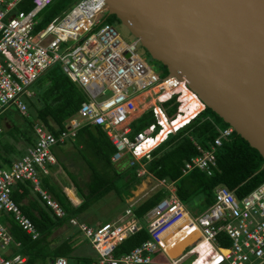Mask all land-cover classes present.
Masks as SVG:
<instances>
[{
	"label": "built area",
	"instance_id": "built-area-1",
	"mask_svg": "<svg viewBox=\"0 0 264 264\" xmlns=\"http://www.w3.org/2000/svg\"><path fill=\"white\" fill-rule=\"evenodd\" d=\"M21 1L0 0V113L13 105L28 116L27 99L34 96L33 83L55 64L83 89L86 99L57 135L34 121L35 143L8 167L0 166V215L12 214L32 239L40 237L33 221L12 198L17 182L28 180L51 213L65 217L59 202L42 189L40 178L50 174L49 165H58L53 147L73 139L84 124L98 125L115 148L112 162L119 164L126 159L130 166L138 164V174L155 183L151 189H164L166 194L141 218L135 208L149 191L130 197L124 211L111 222L89 225L78 217L69 218V225L95 251L92 264H182L191 256L189 264H264V181L241 199L220 185L214 191L213 203L198 213L180 200L175 181L155 178L146 170L152 150L206 108L186 80L155 73L141 57L138 41L124 40L104 21L106 0H78L36 33L37 15L53 0H32L30 10L16 11ZM146 111L154 121L131 136L133 123ZM233 131L230 125L219 129L207 149L197 145L199 154L184 162L182 175L194 169L211 175L216 150ZM141 229L148 238L115 255L117 246ZM220 232L230 238L229 247L216 243ZM13 245L19 242L9 224L0 221V264L26 263V256L12 254ZM45 264L68 262L59 256Z\"/></svg>",
	"mask_w": 264,
	"mask_h": 264
},
{
	"label": "trees",
	"instance_id": "trees-1",
	"mask_svg": "<svg viewBox=\"0 0 264 264\" xmlns=\"http://www.w3.org/2000/svg\"><path fill=\"white\" fill-rule=\"evenodd\" d=\"M75 1L77 0H53L37 15L33 32L43 29L54 17L62 15L64 10ZM32 5V0H22L15 10L28 11ZM108 20L111 23L114 21L120 23L115 15L107 14L104 21ZM163 66L168 72L166 66ZM32 90L34 96L27 99V105L28 109L32 107L35 115L33 120H28L25 115H22L23 119L27 121L30 129L34 120L40 121L54 135L65 129L68 118L78 111L81 103L86 99L83 89L63 72L60 64H55L44 71L33 83ZM153 121L151 112H144L133 123V132L130 135L146 128ZM228 126V123L224 122L220 116L206 107L190 123L177 132L171 133L164 142L152 150V158L146 162L145 166L147 172L155 178H168L175 181L178 197L193 212L197 210V206L202 210L209 207L214 201V191L220 185L227 187L238 199H241L264 181V159L235 131L223 138L221 146L217 148L216 166L211 175L199 169L182 175L184 162L199 154L197 145L201 148H209L219 135V129ZM4 135L14 139H18V135L23 136L29 142L28 144L35 143L34 132L31 137L29 132L19 129L18 124L12 123L9 128L4 126V130L0 133L1 167L9 166L13 157L19 154L15 147L1 138ZM69 141L74 152L66 153L64 157L66 155L71 157L74 153L73 159L75 161L79 159L85 164L86 171H89L88 179L80 183L79 178L84 177L81 169L75 174L69 170L64 160L57 157V161L81 193L83 198L81 203L72 205L61 185L53 181L50 175H42L40 178L42 189L47 190L59 202L66 213L65 217L54 216L28 180L17 182L12 191V198L22 212L33 221L41 234L40 237L36 240L32 239L15 222L12 214H1V221L9 224L14 240L19 242L18 246L13 245L11 252L26 256L25 264H45L58 256L66 257L68 264H92L95 261L94 258L72 254L70 238L52 246L51 235L57 228L69 224V218L81 213L92 202L109 192H114L121 201H125L147 177L145 174H138V164L127 165L121 169L114 167L111 157L115 148L101 126L84 124L78 129L76 136L67 142ZM49 168L51 170L55 166L49 165ZM165 194L164 189H159L141 201L135 208L136 216L141 218ZM68 195L73 197L70 192ZM147 238L148 235L144 229L135 232L117 246L115 255L130 251ZM216 243L222 247H229L231 240L226 233L220 232Z\"/></svg>",
	"mask_w": 264,
	"mask_h": 264
},
{
	"label": "water",
	"instance_id": "water-1",
	"mask_svg": "<svg viewBox=\"0 0 264 264\" xmlns=\"http://www.w3.org/2000/svg\"><path fill=\"white\" fill-rule=\"evenodd\" d=\"M151 59L264 159V0H106Z\"/></svg>",
	"mask_w": 264,
	"mask_h": 264
},
{
	"label": "rangeland",
	"instance_id": "rangeland-1",
	"mask_svg": "<svg viewBox=\"0 0 264 264\" xmlns=\"http://www.w3.org/2000/svg\"><path fill=\"white\" fill-rule=\"evenodd\" d=\"M78 1V0H77ZM77 1L71 3V5L65 9L64 11L68 10L70 7H72ZM106 23H110L114 28L120 33L122 38L126 41H132L133 37L129 34V32L126 30V28L119 22L114 21L111 23L109 20L105 21ZM139 53L143 60L154 70L155 73H157L159 76L164 77L168 75V72L165 70L163 64L159 63L157 60L151 59L148 53L145 51L144 48L141 46H138ZM144 110V109H142ZM139 112V111H138ZM142 113V112H141ZM28 120H33V116L35 115L34 110L30 106L28 109ZM7 120L9 122H12L14 124H18L19 129L24 130L25 132H29V135L33 137L32 128L30 129L28 127V123L26 120L23 119L22 114H20L16 107L11 105L7 107L5 110H3L0 113V125H3L4 120ZM4 130V128H3ZM2 139L5 138V135L1 137ZM4 140V139H3ZM23 141H26L25 138H22ZM73 146L70 144V141L66 144H62L61 146H55L53 147V153L55 154L56 158L59 157L61 160H64L66 166L69 168L70 171L73 173H78L79 169L82 170L84 177L79 178V182L82 183L83 180L88 179L89 171H86L87 168L85 167V164L81 162L79 159L76 161L73 159V155L69 157L64 155L66 153H72L74 152ZM1 150V149H0ZM18 150V149H17ZM19 152V150H18ZM58 160V158H57ZM79 162V164H78ZM78 164V165H77ZM81 164V165H80ZM119 165V166H118ZM128 163L126 159L121 161L119 164H114V167L116 169H121L127 166ZM79 166V167H78ZM82 174V175H83ZM53 181H55L57 184H60L62 189L65 191L66 196H68L70 202L72 205L76 202V205L80 204L83 200L81 193L77 190L76 186L73 184V182L70 180V178L67 176L66 172L61 168V166L58 164L55 166L54 169L50 170L49 174ZM81 176V175H80ZM146 179V178H145ZM144 184L142 183L138 185L137 189L131 193V195L126 198L125 201H121L120 198L114 193L109 192L105 196H103L100 199H97L96 201L92 202L84 211L81 213L75 215V217H78L82 221H85L89 225H98L100 223L105 222H111L114 219L118 218V216L124 211V209L127 206V200L130 197L137 198V196L145 191H149L148 195H146V198H148L151 194L156 192L158 189L155 187L154 189H151L155 183L152 180H143ZM68 190L72 191L73 197H70L68 195ZM135 192V193H134ZM74 205V206H76ZM198 213L202 212V208L196 207ZM2 215H0V221H1ZM2 222V221H1ZM52 239V246L57 245L59 242L65 240L66 238L71 239L73 251L72 254L76 256H87L92 257L96 260V253L93 250V248L90 246L88 240L74 227L70 226L69 224L63 225L59 228H57L53 234L50 237ZM12 251V249H11ZM59 257V256H58ZM64 257V256H63ZM66 258V257H65ZM193 256L187 258L182 262V264H189ZM67 259V258H66ZM73 264V263H69Z\"/></svg>",
	"mask_w": 264,
	"mask_h": 264
},
{
	"label": "crops",
	"instance_id": "crops-1",
	"mask_svg": "<svg viewBox=\"0 0 264 264\" xmlns=\"http://www.w3.org/2000/svg\"><path fill=\"white\" fill-rule=\"evenodd\" d=\"M34 121H36V120H34ZM12 124V122H9V121H7L6 119L4 120V122H3V128H4V126H6V128H9L10 127V125ZM17 138L18 139H14L13 137H11V136H8V135H6L5 136V138H3L6 142H8V144L9 145H11V146H13V147H15L16 149H18L19 150V154L17 155V156H15V157H13V159H12V161L13 160H15V159H17V158H19L23 153H24V151L26 150V148L28 147V146H31L30 144H28L29 142L28 141H23L22 140V138H24L23 136H17ZM34 138L36 139V137H35V134H34ZM0 163H1V160H0ZM3 167H8V166H6V165H4ZM144 184V183H143ZM142 184V185H143ZM60 185V184H59ZM138 187V186H137ZM137 189V188H136ZM64 191V190H63ZM135 191V190H134ZM65 192V191H64ZM68 192H70L71 194H72V191H69L68 190ZM133 192V191H132ZM73 195V194H72ZM148 195V194H147ZM152 195V194H151ZM146 197V195L143 197V200H144V198ZM142 200V201H143Z\"/></svg>",
	"mask_w": 264,
	"mask_h": 264
},
{
	"label": "clouds",
	"instance_id": "clouds-1",
	"mask_svg": "<svg viewBox=\"0 0 264 264\" xmlns=\"http://www.w3.org/2000/svg\"><path fill=\"white\" fill-rule=\"evenodd\" d=\"M206 107H207V106H206ZM200 113H201V112H200ZM200 113H199V114H200ZM197 115H198V114H197ZM197 115H196V116H197ZM196 116H195V117H196ZM195 117H194V118H195ZM194 118H193V119H194ZM191 120H192V119H191ZM191 120H190V121H191ZM190 121H189L188 123H190ZM188 123H186V125H187ZM183 127H184V126H183ZM176 132H177V131H176ZM170 134H171V133H170Z\"/></svg>",
	"mask_w": 264,
	"mask_h": 264
}]
</instances>
